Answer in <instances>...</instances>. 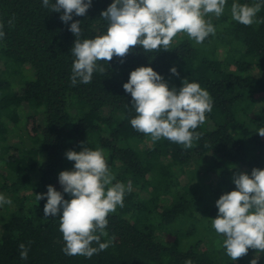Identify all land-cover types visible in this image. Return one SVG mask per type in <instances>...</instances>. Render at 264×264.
Wrapping results in <instances>:
<instances>
[{
    "label": "trees",
    "instance_id": "obj_1",
    "mask_svg": "<svg viewBox=\"0 0 264 264\" xmlns=\"http://www.w3.org/2000/svg\"><path fill=\"white\" fill-rule=\"evenodd\" d=\"M112 2L92 0L86 16L73 14L64 23L63 11L51 12L42 0H0L5 31L0 40V193L12 196L15 206L0 217V264H236L222 247L223 237L206 223L218 214L216 200L235 190V174L264 169V137L256 132L264 127V108L248 125L240 120V114L264 102V0H227L221 17L209 14L216 33L203 43L179 33L185 36L169 51L146 53L137 46L123 62L118 57L108 64L98 61L104 74L94 72L91 83L72 86L76 37L70 25L80 22L81 40L105 34L108 22L100 14ZM234 2L262 3L260 22L244 26L232 20ZM141 66L152 67L170 88L179 89L188 79L210 93L213 108L196 129L201 138L194 147L184 149L165 138L153 142L131 127L136 113L123 84ZM83 147L102 148L113 183L131 181L132 189L124 206L108 216L109 236L102 242L111 243L91 258L64 254L59 218L45 217L46 198L36 199L48 185L71 199L58 176L74 168L65 153ZM21 243L28 248L27 259L20 257ZM246 256L264 264V253L249 249Z\"/></svg>",
    "mask_w": 264,
    "mask_h": 264
},
{
    "label": "clouds",
    "instance_id": "obj_2",
    "mask_svg": "<svg viewBox=\"0 0 264 264\" xmlns=\"http://www.w3.org/2000/svg\"><path fill=\"white\" fill-rule=\"evenodd\" d=\"M227 0H113L101 17L108 22L106 33L92 39L81 40L79 21L71 23L69 31L76 37L71 49L75 57L70 82L89 84L94 72L104 74L107 64L118 57L124 58L137 46L144 52L169 51L173 39L185 33L196 44H201L216 27L209 14L216 18L223 15ZM51 12H61L60 19L68 23L75 16H86L92 0H42ZM262 3H232V20L251 26L256 20ZM14 26L12 20L8 21ZM5 37L4 23L0 21V40ZM170 72L179 76L176 67ZM123 89L131 96V107L136 115L130 124L139 133L150 136L153 142L165 138L182 145L194 147L201 138L196 129L206 122V113L213 108L210 93L197 82L182 80V86L170 88L164 78L152 67L141 66L131 71ZM264 137V127L257 131ZM74 162L73 170L61 171L58 176L64 195L48 185L47 192L36 194L38 201L46 198L43 207L45 217L59 218V231L68 256L91 258L107 249L111 240L108 216L124 206L126 193L131 192V181L113 183L104 150L83 147L79 152L65 153ZM235 190L222 194L215 205L218 214L212 219V228L223 237L222 247L226 255L236 261L248 254L249 249L264 253V169L253 168L251 173L240 172L233 176ZM12 204V200L0 195V206ZM97 245L94 247L93 245ZM21 259H27L28 248L19 245ZM253 259L250 264H257ZM185 264H193L191 260Z\"/></svg>",
    "mask_w": 264,
    "mask_h": 264
},
{
    "label": "rangeland",
    "instance_id": "obj_3",
    "mask_svg": "<svg viewBox=\"0 0 264 264\" xmlns=\"http://www.w3.org/2000/svg\"><path fill=\"white\" fill-rule=\"evenodd\" d=\"M185 36V34H178L175 38H174V40L175 41H173L174 42V44H176V45H178V43L180 42V40H182L183 39V37ZM221 49H220V51H222V47H220ZM17 82V81H16ZM17 85H15V88H14V90L16 91V92H19L20 91V86L18 85V83H16ZM264 108V102H262V103H260L259 105H258V107L256 108V109H254V111H250V112H248L247 114H240V120H241V122L242 123H245L246 125H248L249 123H250V121H251V119H254L255 117H257V114L262 110ZM107 113H108V111H106ZM43 115H38V120H39V124H43ZM24 141V143H27L26 142V140L24 139L23 140ZM11 144H14V145H16V146H18V147H20L22 144H21V142L20 141H16V140H12L11 141ZM196 167H197V165H195V166H191V167H189V168H187L188 170L186 171L187 173H190V172H193L195 169H196ZM179 167L178 166H176V170L178 169ZM177 171H179V170H177ZM212 181H213V184H215V182L217 181V177L216 176H212V180H211V183H212ZM201 194L202 193H198V195H197V198L198 197H200L201 196ZM0 195H4L6 198H8V199H11L12 200V204H4V205H2V206H0V217H1V215H3L2 213H4V212H11V211H13L14 209H15V206H14V203H13V197L12 196H10V195H7L6 193H0ZM168 203H169V200H168ZM166 204H167V201H166ZM199 216H201V214H199ZM206 225H212V223H206ZM201 234V233H200ZM158 235L163 239L164 238V235L165 234H163V233H158ZM196 236V238H202V237H199L198 235H195ZM194 236V237H195ZM205 237H207V236H205ZM192 239H191V241L193 240V239H195V238H193V237H191ZM207 242V239L205 240V243ZM215 245V244H214ZM241 263H246V264H250V258L249 257H247V256H244V257H242L241 258ZM235 263L236 264H241L240 262H239V259L238 260H236L235 261Z\"/></svg>",
    "mask_w": 264,
    "mask_h": 264
}]
</instances>
